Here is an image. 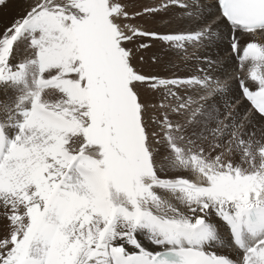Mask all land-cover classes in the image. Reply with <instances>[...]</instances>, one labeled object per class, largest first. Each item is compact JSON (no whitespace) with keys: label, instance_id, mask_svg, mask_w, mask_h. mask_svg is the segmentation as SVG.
<instances>
[{"label":"snow or ice","instance_id":"6c2138e0","mask_svg":"<svg viewBox=\"0 0 264 264\" xmlns=\"http://www.w3.org/2000/svg\"><path fill=\"white\" fill-rule=\"evenodd\" d=\"M25 2L0 30V264H264V0L211 22L202 0ZM173 8L190 26L130 23ZM220 18L243 113L209 102L229 86L205 69L140 67L144 38L182 55Z\"/></svg>","mask_w":264,"mask_h":264},{"label":"bare ground","instance_id":"6f19581e","mask_svg":"<svg viewBox=\"0 0 264 264\" xmlns=\"http://www.w3.org/2000/svg\"><path fill=\"white\" fill-rule=\"evenodd\" d=\"M126 2L131 5L128 10L130 12H134L141 11L144 6L153 7L158 4L160 0H126ZM23 3H21V5H23ZM202 3L206 6L205 19L207 22L217 20V18L220 17L215 0H202ZM179 14L180 9H170L167 16L170 18L171 23L167 26L162 25L160 22V15H157L155 18H137L130 21V23L148 31L158 32L173 31L181 26H190L187 21L181 19ZM19 15H16L17 18L20 17ZM8 20L9 18L6 20L0 19V23L4 26V28L5 26L7 27L10 25L8 24L10 21ZM213 27L216 29V35L212 38L211 43H206L203 46H189L187 52L182 55L170 53L167 46L161 44L159 41H151L144 38L142 42L151 44L152 46L140 53V55L144 57V62L140 65V67L144 72L148 73L171 75L172 73L177 74L178 72V75L181 76L198 75L200 74V69H205L208 71L209 75L221 80V82H226L229 86L225 92L216 98L210 99L209 102L214 106L219 107L222 113H227L229 111H240L243 113L245 109L250 107H248V104L243 101V99L239 100L240 90L238 89L239 81L237 80V77L238 75H240V78L247 76L248 65L246 64L243 69H237L239 64L234 60V57L229 49V40L231 36L229 25L222 18H220L218 23L213 25ZM256 36H258L257 40L264 44V35L257 34ZM246 38L247 37L241 38V46L244 45ZM153 55L158 57V62L153 63L151 61V57ZM237 101H239V103H237ZM0 231H2V229H0ZM224 236L227 239V230H225ZM213 250L218 254H230L232 256L237 255L234 249H230L228 247H217Z\"/></svg>","mask_w":264,"mask_h":264},{"label":"rangeland","instance_id":"374dc122","mask_svg":"<svg viewBox=\"0 0 264 264\" xmlns=\"http://www.w3.org/2000/svg\"><path fill=\"white\" fill-rule=\"evenodd\" d=\"M21 1V2H20ZM16 2V3H15ZM24 2V3H23ZM8 3V4H7ZM7 3H5L3 6H0V19H2V20H6V19H8L9 18V20L8 21H10L8 24H12V22L15 20V19H17V16L19 15L20 17L21 16H23L24 15V13H25V11L27 10V8H28V4L27 3H25V1L23 0H7ZM13 3H14V5H13ZM21 3H23V5H25V6H23V5H21ZM12 5V6H11ZM19 7H18V6ZM21 5V6H20ZM146 6H144V8H145ZM11 10H9V9ZM13 8V9H12ZM21 9V10H20ZM14 14H15V16H14ZM3 18H6V19H3ZM19 18V17H18ZM7 21V22H8ZM4 24V23H3ZM9 26V25H8ZM0 30H3L4 29V26L0 23ZM3 28V29H2ZM5 28H6V26H5ZM264 35V34H263ZM256 38H258V36H255ZM258 42V41H257ZM260 43V42H259ZM237 69H239V68H237ZM177 74H178V72H177ZM238 76H240V75H238ZM240 99H242L241 98V95H240V93H239V100ZM249 107V106H248ZM229 111V110H228ZM226 114V113H225Z\"/></svg>","mask_w":264,"mask_h":264}]
</instances>
